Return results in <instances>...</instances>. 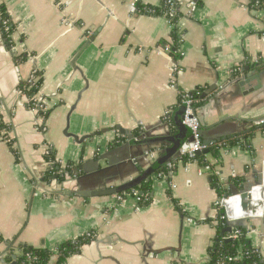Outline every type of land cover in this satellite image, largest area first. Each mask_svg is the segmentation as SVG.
<instances>
[{
  "label": "crops",
  "instance_id": "crops-1",
  "mask_svg": "<svg viewBox=\"0 0 264 264\" xmlns=\"http://www.w3.org/2000/svg\"><path fill=\"white\" fill-rule=\"evenodd\" d=\"M249 1L202 0L193 17L178 19L181 54H173L164 51L172 41L164 16L136 10L137 4L158 7L161 0H0L15 26L10 46L0 33V115L12 141L10 146L0 138V264H12L6 261L11 243L53 250L88 231L90 241L65 264L208 263L213 243L229 233H222L227 223L219 222L209 174H200L195 162L178 163L167 178L153 176L145 207L134 194L120 201L117 194L59 193L123 185L154 163L166 141L134 144L112 155L118 164L108 166L105 159V171L81 172L74 181L64 175L60 184L49 180L53 173L45 178L50 167L44 155L53 153L58 174L70 165V174L111 150L122 136L118 128L136 133L134 140L175 135L173 120L167 124L163 115L173 114L179 93L196 87L203 93L215 84L195 106L203 140L213 143L256 127L250 148H222L221 185L231 192L230 178L241 177L244 186L256 181L264 161V124H257L264 119V9L250 8ZM36 72L42 78L34 93L49 111L45 119L32 109L22 84ZM73 135L89 138L80 142ZM261 194L251 215L264 212V189ZM243 224L264 256V218ZM56 259L52 255L47 264Z\"/></svg>",
  "mask_w": 264,
  "mask_h": 264
},
{
  "label": "trees",
  "instance_id": "trees-1",
  "mask_svg": "<svg viewBox=\"0 0 264 264\" xmlns=\"http://www.w3.org/2000/svg\"><path fill=\"white\" fill-rule=\"evenodd\" d=\"M172 4H168L167 0H161V3L158 7H144L142 5L137 4L136 10L140 13H147V14H156L162 16L164 13L168 12L169 10H173L175 12V20L182 16L181 12V2L179 0H171ZM197 6L202 5V0H195ZM249 7L252 9L262 10L264 9V0H250ZM15 31V26L12 23L8 13L6 12L5 8L0 5V33L1 37L6 43V45L10 46V36ZM176 32L171 34V52L173 54L176 53V50L179 46V38ZM35 75H39L40 78L32 83L31 85L26 83H22L24 86V91L31 98L32 94L36 92L41 83V73L36 72ZM30 85V88H28ZM202 88L196 87L194 90L189 92V95L192 96L194 99L195 106L199 107L202 105L205 98H201ZM48 110L46 111H39V114L45 119L48 115ZM173 128L175 130L174 124L172 122ZM10 125L4 122L0 115V138L6 141L10 146L12 144L11 139L9 138L10 132ZM256 127L249 129L248 131H243L241 133L233 134L223 139H219L218 141H214L213 143L209 144L205 150L207 153L195 155L193 160H189L186 156H182L180 158H169L165 162H163L159 167L156 169L150 170L147 173V176L142 179L139 183L135 184L132 187H129L125 190H122L117 193V196L120 198H125L127 194L137 193L139 198V205L142 207L147 206L152 201V178L153 176H157L158 174H166L168 170L174 173L178 167V163L187 164L190 162H195L198 164L199 167H205L206 165L209 166V177L211 179V185L214 187L216 194L218 196L223 195L224 193L230 192L228 188L222 187L220 183H218L217 178L214 175V172L220 171V164H221V150L222 148L239 146L242 148H250L249 140L251 136H253L254 130ZM133 135L136 136V133L133 132ZM124 135L118 136L115 138L109 145V148L117 147L124 141ZM13 149V148H12ZM12 152L17 155V153L12 150ZM211 155L212 157L217 159V163L219 165H209L207 160H205V156ZM44 160L49 163V167L52 170H48L45 173V178H48L53 172H57V170L61 169L58 167L57 163L55 162V158L52 152L46 153L44 155ZM168 163H173L174 166L169 169ZM70 165L66 166L62 173H56L54 177L59 179H63L66 172L70 171ZM145 171H142L143 174ZM223 184V183H222ZM228 186L232 189L242 190L245 188L243 179L241 177H233L227 180ZM169 197L171 198L172 202L177 205V201L172 198L171 194ZM179 208V207H178ZM219 215V222L223 225V221L220 219L221 214ZM222 225L219 226V233L222 231ZM237 228L240 230V234L236 239H221L220 236L218 240H216L211 248L209 249V261L207 264H264V256L260 253L258 249L253 247L250 238L248 236L249 227L245 225H238ZM91 237L88 236H81L73 241H66L62 244L57 245L55 247V254H56V264H65L67 257L70 255L78 252L81 245L89 242ZM1 240V239H0ZM17 250L20 255H18ZM52 250L46 247H34L29 244H18L17 246L13 247L12 243L7 249L6 261L11 262L12 264H47L49 258L52 256ZM240 254V259L229 260V258H235Z\"/></svg>",
  "mask_w": 264,
  "mask_h": 264
},
{
  "label": "built area",
  "instance_id": "built-area-1",
  "mask_svg": "<svg viewBox=\"0 0 264 264\" xmlns=\"http://www.w3.org/2000/svg\"><path fill=\"white\" fill-rule=\"evenodd\" d=\"M181 2V12L182 15H186L187 17L191 18L193 17L194 12L197 10L198 6L196 5L195 0H179ZM168 4H172L171 0H167ZM164 18L167 21V25L170 31V37L171 34L176 32L177 33V23L178 19L176 20L175 18V12L173 10H169L168 12L163 14ZM179 41H180V37ZM171 45L172 43L168 42L164 45V51L166 52H171ZM176 53L181 54L179 49L177 48ZM259 60V59H258ZM257 60V61H258ZM38 76H35L34 74L30 76L28 79L27 83L32 84L37 80ZM30 85L28 88H30ZM179 104L178 107L183 105L184 106V112L182 114V123L189 129L190 131V136L192 137L191 141H185L177 150V155L174 157L175 158H180L182 156H186L189 160H193L195 155H197V152H200V154H203L202 152L206 149V147L211 144H204L202 135H201V124L199 121L198 116L196 115V110H195V101L192 98V96L189 95V93H179ZM30 105L34 111H45L44 107L41 105L40 100L36 97V93H33L31 98H30ZM171 110L166 111L163 115V121L167 124L171 123ZM257 124H264V119H261L260 121L257 122ZM205 160H207V157L205 156ZM174 166L173 163H168L169 169H171ZM49 170H52L51 167ZM200 174L203 175H208L209 174V166L206 165L205 167H200L198 170ZM58 172H61V169L57 170V172H52L54 175ZM172 171L168 170L166 174H158V178H167L169 177V174H171ZM215 176L217 177L218 183L222 184L223 178L219 175V173L216 171L214 172ZM260 176H261V181L259 184L252 185L247 193L251 195L250 199H247V201L253 203V197H252V192L259 187L263 182H264V161L262 162L261 165V170H260ZM137 198V193H133ZM225 194H228L226 197L224 196ZM241 196V192L237 193H224L221 196H218V198L215 201V206L216 208L220 211L221 213V219L224 223H234L237 221H246L251 218L255 217H260L264 218V212L260 211L259 213H256L254 215H248V216H240V213H234L233 216H231L228 212V208L226 205V202L232 201L233 199ZM118 200H122V198L118 197ZM139 201V198H138ZM240 234V230L237 228V226H233L231 229V232L226 236V239L231 238V239H236ZM85 236L92 237V233L90 231L86 232ZM53 254H55V250H52ZM18 255L20 253L17 251ZM241 256L238 254L235 258H229V260H237L240 259Z\"/></svg>",
  "mask_w": 264,
  "mask_h": 264
},
{
  "label": "water",
  "instance_id": "water-1",
  "mask_svg": "<svg viewBox=\"0 0 264 264\" xmlns=\"http://www.w3.org/2000/svg\"><path fill=\"white\" fill-rule=\"evenodd\" d=\"M251 76H254L257 79V74H255V71H252ZM216 89V85H210L202 94L201 98L207 97L209 94H211L214 90ZM73 108V107H72ZM184 112V106L181 105L177 107L173 114H172V120L175 128L177 129V133L175 135H169L167 137H161L157 139H148V140H134V135L131 134L128 130L118 128L119 133L121 135H124L127 139V142L124 143L123 145L117 147V148H111V150H108L102 154H98L97 156L94 157V159H91L88 161V163H83L76 167L70 174L65 173V175L69 176L72 175L73 178H71V181H74L78 178L81 177L80 173L84 172V175H91L93 173L97 172H103L107 168L101 167L100 162L103 160H107L108 166L116 165L119 162L118 157H114L112 155L118 153L121 150H127L130 147H132L134 144H140V143H148V142H158V141H166L169 146L165 148L164 152L154 161V163L141 175L138 177L126 182L123 185H120L118 187H109V188H102V189H92V190H84V189H75L71 190L68 188H64L63 191L59 190V193H63L65 196H74V197H79V198H94V197H102V196H108V195H115L118 192L125 190L129 187L134 186L135 184L139 183L142 179H144L147 176L148 171L156 169L159 167L163 162L171 158V156L177 152L178 148L185 142V141H191L192 137L190 136V131L189 129L182 123V114ZM201 135H202V129H201ZM73 138L76 141L83 142L85 139H88L89 136H83L81 138H78L77 136L73 135ZM203 139V137H202ZM204 144H209V142L204 141ZM207 153V150H204L202 152ZM200 152H197V155H199ZM261 176L258 177L256 181L253 183H249L248 185L245 186L244 189L242 190H236L234 189L231 191V193H237L241 192V195L246 198L250 199L251 195L247 193L249 188L252 185L259 184L261 181ZM50 181H52L54 184H60V181L58 180L57 177L49 178ZM228 194H225L224 196L226 197ZM238 225H244L243 221H237L234 223H227V226L223 229L222 233H230L231 229L233 226H238ZM230 239V238H228Z\"/></svg>",
  "mask_w": 264,
  "mask_h": 264
},
{
  "label": "bare ground",
  "instance_id": "bare-ground-1",
  "mask_svg": "<svg viewBox=\"0 0 264 264\" xmlns=\"http://www.w3.org/2000/svg\"><path fill=\"white\" fill-rule=\"evenodd\" d=\"M263 189L264 182L252 192L253 203L251 204L249 201H246V198H244L242 195L233 199L232 201L226 202L229 214L231 216H233V214L236 212L240 213V216H248L253 214L254 210H256L254 205L259 203L261 204L260 198L262 197L261 191ZM258 192H260L259 195Z\"/></svg>",
  "mask_w": 264,
  "mask_h": 264
}]
</instances>
